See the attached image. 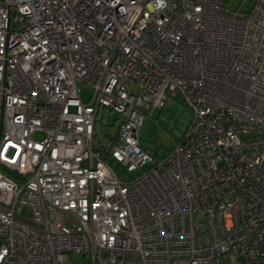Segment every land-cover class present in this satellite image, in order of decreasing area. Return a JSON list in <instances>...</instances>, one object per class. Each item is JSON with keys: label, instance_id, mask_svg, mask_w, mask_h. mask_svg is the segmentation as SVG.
Listing matches in <instances>:
<instances>
[{"label": "built area", "instance_id": "built-area-1", "mask_svg": "<svg viewBox=\"0 0 264 264\" xmlns=\"http://www.w3.org/2000/svg\"><path fill=\"white\" fill-rule=\"evenodd\" d=\"M226 2L0 0V264H264V0ZM177 94L156 158L140 129Z\"/></svg>", "mask_w": 264, "mask_h": 264}, {"label": "rangeland", "instance_id": "rangeland-1", "mask_svg": "<svg viewBox=\"0 0 264 264\" xmlns=\"http://www.w3.org/2000/svg\"><path fill=\"white\" fill-rule=\"evenodd\" d=\"M253 0H227L228 10L238 13H248ZM134 89V87H133ZM80 91L83 98H87L91 92V86L87 83L80 84ZM193 118V110L183 100L181 94L168 97L163 106L155 110L153 116H147L140 129L141 147L151 153H163L172 148L184 135ZM117 115L101 108L96 117V137H102L104 132H113L118 124ZM110 167L116 174L126 180L135 178L140 169L128 171L126 166L114 158L109 159ZM73 261L78 264H87L88 257L81 253H74Z\"/></svg>", "mask_w": 264, "mask_h": 264}, {"label": "trees", "instance_id": "trees-1", "mask_svg": "<svg viewBox=\"0 0 264 264\" xmlns=\"http://www.w3.org/2000/svg\"><path fill=\"white\" fill-rule=\"evenodd\" d=\"M165 153V152H163ZM153 155L156 157V158H159L161 156V153H153Z\"/></svg>", "mask_w": 264, "mask_h": 264}, {"label": "water", "instance_id": "water-1", "mask_svg": "<svg viewBox=\"0 0 264 264\" xmlns=\"http://www.w3.org/2000/svg\"><path fill=\"white\" fill-rule=\"evenodd\" d=\"M0 130H1V125H0Z\"/></svg>", "mask_w": 264, "mask_h": 264}]
</instances>
